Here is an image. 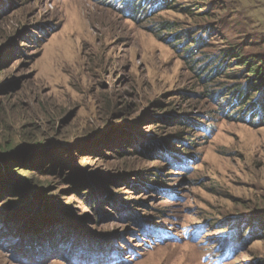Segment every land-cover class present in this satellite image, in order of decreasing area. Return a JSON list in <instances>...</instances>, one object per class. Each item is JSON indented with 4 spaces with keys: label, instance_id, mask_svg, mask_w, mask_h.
Instances as JSON below:
<instances>
[{
    "label": "rangeland",
    "instance_id": "obj_1",
    "mask_svg": "<svg viewBox=\"0 0 264 264\" xmlns=\"http://www.w3.org/2000/svg\"><path fill=\"white\" fill-rule=\"evenodd\" d=\"M174 1L135 22L105 0H0V264H264V123L229 118L179 38L207 28L257 65L264 0Z\"/></svg>",
    "mask_w": 264,
    "mask_h": 264
},
{
    "label": "trees",
    "instance_id": "obj_2",
    "mask_svg": "<svg viewBox=\"0 0 264 264\" xmlns=\"http://www.w3.org/2000/svg\"><path fill=\"white\" fill-rule=\"evenodd\" d=\"M160 1L161 2L159 3L157 0H105L104 4L117 10L119 13H122L123 16L133 19L135 22H139L140 19L136 18L137 16L143 17L153 12L155 13L161 10L169 9L172 3L175 2L174 0ZM209 3L210 2H208L206 6L202 5L200 2L193 3L192 6L196 7L194 10L198 9L197 15H199V17H201V15L209 16V14L212 13L211 11L214 9ZM189 7V5L187 8L183 7L182 12L186 13L189 11L186 14H192L193 10H190ZM190 8L192 9V7ZM200 8H204L205 10H200ZM192 16H194V14ZM156 25H158V27H162L164 24L163 21H157ZM179 35L180 40L190 39L193 48L188 47L186 49L189 66L193 70H199L198 72L200 75L198 80L205 77L204 89L206 93L209 95L214 93L218 104L221 103V107H223L222 104H224L225 108H223L228 110V117L234 119L242 118V120L251 123L252 125H262L264 123V58L262 57L256 61L255 63L257 65H253L252 60L242 56L240 46L215 50V46H217V44L212 41V37L208 34L207 28L200 26L179 31ZM200 55L205 56L202 61L198 60ZM229 66L242 68H239V70L226 69ZM241 71L246 72V75L242 78H240ZM221 77H228L229 79L232 78L234 81L232 82L234 83V88L233 86H224L221 87L220 90L219 88L217 89V87H219L218 84L220 83ZM219 92L222 93V95H218ZM236 106L238 107L236 108ZM237 110L241 111L239 113V115H241L240 117L237 116ZM187 119H189L193 124L192 126H188L186 129H206V132L210 130L205 123L200 122V117L196 120L195 118L191 120L189 117H187ZM205 119H209V116ZM182 120L183 122H180L179 124L184 125V123H186V119ZM131 141L128 143L130 144ZM164 143L165 144L163 145H167V140L164 141ZM161 147L157 149L168 151L165 146L163 148ZM29 181L31 182V179H28V182ZM255 223L259 227V230H262L264 228V215L262 214L261 217L258 216ZM248 229L249 228L242 231L239 225L233 227L230 226L229 235H231L232 244L227 246L228 248H225V250L227 249L225 257L226 255L230 257L233 252L240 249V243L246 242L247 238L250 236ZM44 232L45 230L42 231V233ZM37 235L38 233L33 236L26 235L24 240H13V243L10 246L14 247L18 251L21 250L20 253L28 254L32 251V248L34 249L35 244H40L41 242V239H39ZM61 240L68 241L70 239L68 237L65 239L64 236L62 238H58L56 241L58 242ZM222 245L225 246L223 242ZM262 262H264V260H262Z\"/></svg>",
    "mask_w": 264,
    "mask_h": 264
}]
</instances>
